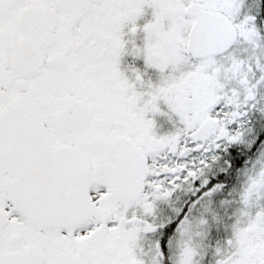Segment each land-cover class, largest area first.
<instances>
[{
  "label": "snow or ice",
  "instance_id": "6c2138e0",
  "mask_svg": "<svg viewBox=\"0 0 264 264\" xmlns=\"http://www.w3.org/2000/svg\"><path fill=\"white\" fill-rule=\"evenodd\" d=\"M257 8L0 0V264H264Z\"/></svg>",
  "mask_w": 264,
  "mask_h": 264
},
{
  "label": "flooded vegetation",
  "instance_id": "af4514ba",
  "mask_svg": "<svg viewBox=\"0 0 264 264\" xmlns=\"http://www.w3.org/2000/svg\"><path fill=\"white\" fill-rule=\"evenodd\" d=\"M258 2V19H264V0H257ZM264 91V90H262ZM248 119L250 122V126L255 130L257 125L260 124L261 120V114L256 112L255 110L249 112ZM240 147H243L241 145ZM257 163L264 167V153H261V156L258 158ZM239 179L241 177L239 176V169L237 170V173L234 176V182L238 183ZM220 223L218 225H215L211 227L207 234L200 239V251L203 253L202 257H197V259H200L201 264H214L215 261V247L218 244H222L223 241L230 235V221L226 220L223 221V218H219ZM175 233H170L169 236L173 237ZM177 249L175 248L174 241L171 246L168 247V254L174 255L176 253Z\"/></svg>",
  "mask_w": 264,
  "mask_h": 264
}]
</instances>
